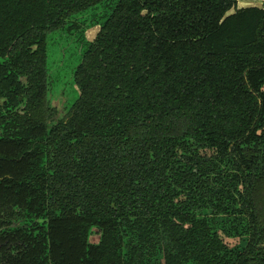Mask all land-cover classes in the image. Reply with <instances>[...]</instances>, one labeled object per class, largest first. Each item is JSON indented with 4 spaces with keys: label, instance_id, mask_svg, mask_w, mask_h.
<instances>
[{
    "label": "trees",
    "instance_id": "obj_1",
    "mask_svg": "<svg viewBox=\"0 0 264 264\" xmlns=\"http://www.w3.org/2000/svg\"><path fill=\"white\" fill-rule=\"evenodd\" d=\"M256 1L0 0V204L48 219L35 264H264ZM99 9L72 116L50 128V33Z\"/></svg>",
    "mask_w": 264,
    "mask_h": 264
},
{
    "label": "flooded vegetation",
    "instance_id": "obj_2",
    "mask_svg": "<svg viewBox=\"0 0 264 264\" xmlns=\"http://www.w3.org/2000/svg\"><path fill=\"white\" fill-rule=\"evenodd\" d=\"M241 1L245 0H238V3ZM102 11L103 9H99L97 11L91 10L90 12L83 14L82 17L79 19V23L74 22L72 20V24L78 25L77 28H66L65 26L61 29H68L71 32L75 30L78 35L84 36L89 41H94L98 36L99 32L101 31V24L97 22L92 24L91 20L92 18H94L95 20L98 19L103 21L106 18V16L103 15H106V13ZM97 12H100L101 15L96 14L94 16L93 14ZM89 36H92L93 38L91 39L89 38ZM79 42L81 41L79 40ZM80 44H82V46L84 47L83 42H81ZM83 47L82 52L84 50ZM19 99L23 100V96H20ZM65 109L66 107L63 108L61 106V103L59 102L54 105L53 115H50L47 118V124L50 128H54L57 124L61 122L67 123L70 120L73 110ZM18 111L21 114H25L26 105H21ZM35 119L37 121L42 120L41 114H38ZM17 178L19 184H23L24 182H26V176L18 175ZM42 184L43 183L41 181H37L33 183V186L37 187L41 186ZM14 185H17V183H14ZM23 190L25 189H17V193L12 194L20 196V194L23 193L21 192ZM24 206L25 203L17 201L11 203L4 201L3 206L0 204V264H35L34 261L36 259L37 252L43 251L44 249L42 247L40 250H38V248H36V242L41 236L40 226H45L47 224L46 221H48V219L45 218L43 215L34 216L31 219L28 216V212L26 211V208ZM101 236L102 230L97 226H93L89 230L87 243L94 245L99 244L101 241ZM46 263L51 264L49 258L47 259Z\"/></svg>",
    "mask_w": 264,
    "mask_h": 264
},
{
    "label": "rangeland",
    "instance_id": "obj_3",
    "mask_svg": "<svg viewBox=\"0 0 264 264\" xmlns=\"http://www.w3.org/2000/svg\"><path fill=\"white\" fill-rule=\"evenodd\" d=\"M261 1L245 0L239 2V7L261 5ZM234 12V9L232 10ZM89 38H93L89 36ZM82 44L78 34L64 29L50 33L48 39V68L50 80V97L53 105L58 102L65 110H69L77 100L79 91L75 80L76 67L81 62Z\"/></svg>",
    "mask_w": 264,
    "mask_h": 264
},
{
    "label": "water",
    "instance_id": "obj_4",
    "mask_svg": "<svg viewBox=\"0 0 264 264\" xmlns=\"http://www.w3.org/2000/svg\"><path fill=\"white\" fill-rule=\"evenodd\" d=\"M254 1H256V0H254ZM250 6H263V1H262V3H261V5H250ZM239 8H241V7H239ZM233 10V9H232ZM232 10L226 15V16H228L229 14H231V13H234L235 12V9H234V12H232Z\"/></svg>",
    "mask_w": 264,
    "mask_h": 264
}]
</instances>
